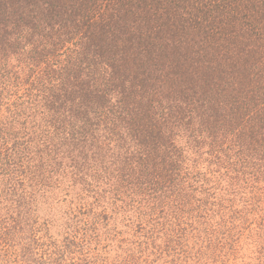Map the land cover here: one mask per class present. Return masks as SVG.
Listing matches in <instances>:
<instances>
[{"label":"trees","instance_id":"trees-1","mask_svg":"<svg viewBox=\"0 0 264 264\" xmlns=\"http://www.w3.org/2000/svg\"><path fill=\"white\" fill-rule=\"evenodd\" d=\"M261 184L264 0H0V248L14 263L38 264L59 191L71 264L206 262L207 227L257 210Z\"/></svg>","mask_w":264,"mask_h":264},{"label":"rangeland","instance_id":"rangeland-1","mask_svg":"<svg viewBox=\"0 0 264 264\" xmlns=\"http://www.w3.org/2000/svg\"><path fill=\"white\" fill-rule=\"evenodd\" d=\"M262 187L264 189L263 185ZM63 193L64 191H59L55 197L58 204L54 205L60 209L59 214L56 213L54 218L38 219L37 230L41 232L37 233L35 241L33 240L36 246L34 257L38 264H71V240L65 239L66 234L71 237V198L67 196L65 201L60 202ZM236 197L240 203H253L250 197L239 195ZM254 208L243 207V215L239 214L240 219L223 228L207 227L211 230L210 240L213 245L209 246L206 243V248L208 255L211 256V253L214 255L206 262H198L194 255V261L198 262L197 264H264V196L260 198L258 209ZM46 227L52 228L47 232ZM63 228H69V231H64ZM0 244L6 245L3 242ZM65 244L70 246L68 252H64ZM0 264L16 263L13 262L12 254L0 248Z\"/></svg>","mask_w":264,"mask_h":264}]
</instances>
